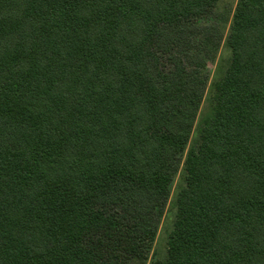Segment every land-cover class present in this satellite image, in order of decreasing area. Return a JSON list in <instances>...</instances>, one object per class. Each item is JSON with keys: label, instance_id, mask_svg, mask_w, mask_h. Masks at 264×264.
Here are the masks:
<instances>
[{"label": "trees", "instance_id": "1", "mask_svg": "<svg viewBox=\"0 0 264 264\" xmlns=\"http://www.w3.org/2000/svg\"><path fill=\"white\" fill-rule=\"evenodd\" d=\"M221 1L0 0V264H264V0Z\"/></svg>", "mask_w": 264, "mask_h": 264}, {"label": "rangeland", "instance_id": "2", "mask_svg": "<svg viewBox=\"0 0 264 264\" xmlns=\"http://www.w3.org/2000/svg\"><path fill=\"white\" fill-rule=\"evenodd\" d=\"M236 2L237 0H222L221 6H223L227 10H234ZM228 57H229V52L224 46H222L218 54L216 63L214 65H208V69L210 73L209 74V84L207 87V94L201 106V114L206 112L211 107L212 101H211V95L209 92L210 84L215 79V77H219L220 74H222L223 71L226 69V66L228 65ZM177 183H178V179L175 181L173 190L175 186L177 185ZM172 200L173 199L171 198L167 205L165 216L161 222L159 232L157 234L155 243L153 245L152 254L150 256L152 258L154 257V258L163 259L165 256L166 243H167L168 235L172 229V221L174 218Z\"/></svg>", "mask_w": 264, "mask_h": 264}]
</instances>
